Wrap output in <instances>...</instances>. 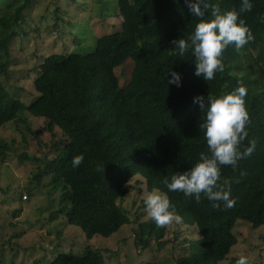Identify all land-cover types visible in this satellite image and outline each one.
Instances as JSON below:
<instances>
[{"label":"trees","instance_id":"1","mask_svg":"<svg viewBox=\"0 0 264 264\" xmlns=\"http://www.w3.org/2000/svg\"><path fill=\"white\" fill-rule=\"evenodd\" d=\"M32 1L13 0L0 10V130L13 124L26 143L22 129L32 131L21 114L44 120L52 155L42 159L34 182L44 175L50 178L51 192L58 193L50 221L64 215L88 241L113 236L133 224L119 202L127 197V185L139 176L148 191L165 192L180 221L195 226L200 234L187 243L176 264L226 261L238 243L233 233L238 220L254 228L264 226V21L260 19L264 0H251L252 9L243 13L241 0H207L221 11H237L253 35L238 50L231 44L223 49L224 69L210 81L194 74L190 51L180 55L172 49V41L186 38L198 21L184 0H119L120 31L98 38L91 54L49 55L36 67L38 97L26 105L10 95L1 77L8 72L10 45ZM200 6L201 18L210 19V7ZM129 63L130 79L121 87L116 70ZM168 68L181 74L180 87L167 83ZM240 84L247 89L248 113L242 143L249 146L252 141L253 150L235 167L219 166L218 182L229 188L233 206L213 208L203 194L197 202L179 191L168 192L162 178L186 171L200 152H207L199 129L204 112L192 98L230 92ZM15 143L0 139L1 162L17 153ZM78 154L83 160L73 168L71 160ZM17 155L21 161L38 160L27 152ZM136 226L135 245L143 249L151 250L150 241H161L170 231L168 224L157 227L151 219ZM173 248L175 252L177 247ZM109 252L88 246L83 255L61 253L51 264H106Z\"/></svg>","mask_w":264,"mask_h":264},{"label":"rangeland","instance_id":"2","mask_svg":"<svg viewBox=\"0 0 264 264\" xmlns=\"http://www.w3.org/2000/svg\"><path fill=\"white\" fill-rule=\"evenodd\" d=\"M12 1L0 0V10ZM118 2L33 0L24 12L18 37L10 45V66L1 77L5 89L15 99L30 105L38 97L34 89V81L39 77L36 67L49 55L91 54L98 38L120 31L123 19ZM131 72L130 63L116 70L121 87L128 83ZM21 117L32 131L22 129L26 143L13 124L0 130V139L15 140L13 148L17 151L6 161H0V264H51L61 253L83 255L88 246L110 251L105 255L106 264H176L188 249L187 243L200 238L195 226L173 220L161 241H150L151 250L135 245L132 228L150 219L143 204L148 192L146 182L139 176L127 185V197L119 202L133 224L113 236H94L88 241L81 229L67 223L64 215L51 222L50 212L58 207V193L51 192L50 178L44 175L34 182L39 167L42 168V159L52 155L48 148L49 135L43 129V119L29 113ZM22 152L38 160L21 161L17 154ZM23 195H28L26 202L20 200ZM233 233L238 243L221 264H235L241 255L247 257L248 264H264V226L254 228L238 220Z\"/></svg>","mask_w":264,"mask_h":264},{"label":"clouds","instance_id":"3","mask_svg":"<svg viewBox=\"0 0 264 264\" xmlns=\"http://www.w3.org/2000/svg\"><path fill=\"white\" fill-rule=\"evenodd\" d=\"M184 3L198 21L186 38L180 37L172 41L174 46L172 49L178 50L180 55L190 51L194 74L210 81L216 72L224 69L221 60L223 49L231 44L238 50L252 40L253 35L245 20L235 10L221 11L216 3L209 5L207 0H184ZM201 3L204 4V8L210 7L211 13L208 16L210 19L201 18L204 17ZM251 9V0H241L240 13ZM260 19L264 21V14ZM165 75L168 76V84L181 86L179 72L168 68ZM246 93V87L240 84L230 92L208 94L206 97L198 94L192 98L193 103L198 104L204 112L199 129L206 141L207 152H200L196 162L186 171L175 172L162 178L161 183L168 192L179 191L184 197H192L197 202L203 194L213 208L233 206L234 199L230 198L229 188L218 182L219 166L235 167L237 161L250 155L253 150L252 141H249V146L242 143L247 135L245 125L248 122V113L244 103ZM82 160L83 154L73 156L72 167H78ZM244 174L241 172V175ZM143 204L146 215L157 227L181 219L176 214L174 205L170 203L168 195L159 189L148 191ZM235 264H248L247 257L239 256Z\"/></svg>","mask_w":264,"mask_h":264},{"label":"built area","instance_id":"4","mask_svg":"<svg viewBox=\"0 0 264 264\" xmlns=\"http://www.w3.org/2000/svg\"><path fill=\"white\" fill-rule=\"evenodd\" d=\"M22 200L23 201H27L28 200V195H23Z\"/></svg>","mask_w":264,"mask_h":264}]
</instances>
